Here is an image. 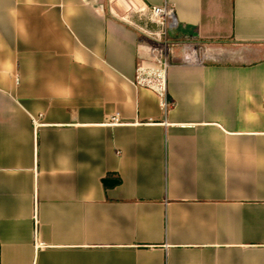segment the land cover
<instances>
[{"label":"crops","instance_id":"1","mask_svg":"<svg viewBox=\"0 0 264 264\" xmlns=\"http://www.w3.org/2000/svg\"><path fill=\"white\" fill-rule=\"evenodd\" d=\"M0 264H264V0H0Z\"/></svg>","mask_w":264,"mask_h":264},{"label":"built area","instance_id":"2","mask_svg":"<svg viewBox=\"0 0 264 264\" xmlns=\"http://www.w3.org/2000/svg\"><path fill=\"white\" fill-rule=\"evenodd\" d=\"M149 18L158 25L153 31L142 29L141 31L155 44L151 47L152 62L147 65H138L135 76V83L138 86L148 87L154 90L162 99V105L167 108V75L170 66V55L174 48L182 50V62L187 64L203 63L204 56L199 48L190 42H175L169 38V30L177 26L172 7L167 5L154 6L150 9ZM107 122L117 124L121 122L120 115H111Z\"/></svg>","mask_w":264,"mask_h":264},{"label":"water","instance_id":"3","mask_svg":"<svg viewBox=\"0 0 264 264\" xmlns=\"http://www.w3.org/2000/svg\"><path fill=\"white\" fill-rule=\"evenodd\" d=\"M104 182L107 184H111V183L115 182V179L107 178V179H104Z\"/></svg>","mask_w":264,"mask_h":264},{"label":"rangeland","instance_id":"4","mask_svg":"<svg viewBox=\"0 0 264 264\" xmlns=\"http://www.w3.org/2000/svg\"><path fill=\"white\" fill-rule=\"evenodd\" d=\"M110 1V0H109ZM177 50H178V47H177Z\"/></svg>","mask_w":264,"mask_h":264}]
</instances>
